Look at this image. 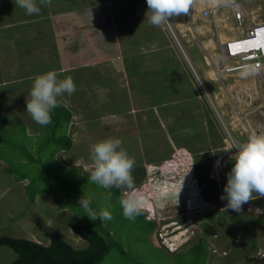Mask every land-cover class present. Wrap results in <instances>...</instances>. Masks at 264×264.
<instances>
[{
    "label": "rangeland",
    "instance_id": "obj_1",
    "mask_svg": "<svg viewBox=\"0 0 264 264\" xmlns=\"http://www.w3.org/2000/svg\"><path fill=\"white\" fill-rule=\"evenodd\" d=\"M8 8L6 11H14V14L26 12L14 2L8 4ZM87 8L95 7L90 4ZM246 9L264 18L263 0L251 2ZM184 37L182 39V36H179V42L189 52ZM107 40L105 34L93 30L84 35L82 43L79 42L75 46L71 43L65 44V51L60 60L51 58L49 64L42 65L41 62L32 66V70L45 72L57 71L63 66L65 68L63 71H57L59 79L71 76L76 84V91L71 95L65 93L57 98L58 106L51 113L52 123L47 126L39 125L26 111V100L30 99L29 87L19 88L18 90H22L19 92L20 96L15 100L10 99L5 104L3 109L6 111L2 112L0 109V160L3 162L0 165L5 164L2 169L4 178L10 176L14 180H21L26 177L28 182L23 189L33 206L36 204L37 196L42 197L44 194L51 196L48 199L54 200L57 211L54 206L42 212L44 216L51 217V226L48 230L74 248L85 247L87 242L71 230V224H92L110 245L109 251L97 264H264V206L250 205L254 202L262 205V201L260 199L250 201L237 213L231 209L225 210L227 201L221 199L227 173L230 171L218 164L225 146L222 135L224 131L231 129L230 131L238 136L241 142H245L249 137L244 127L235 126L236 116L230 124L226 123V120L232 118L231 110L236 100V96L229 92V86L224 85L226 82H222L221 76L216 79L209 77L213 69L207 63L205 73L208 70L209 76H205L204 73L201 75L199 70L196 73L202 80L201 84L212 85V91L206 88L205 93L195 80L198 91L193 98L192 115L197 118L189 116V113L183 116L182 120L187 121L180 125L182 131L186 130L184 136L178 138L173 136L172 120L173 111L177 110V99L171 96L160 101L161 97L178 94L176 82L175 87L165 92L163 96L151 94L148 99L150 104H156L160 110L163 108L159 103H164L163 107L166 110L163 114L166 119L164 127H160V132L164 133L163 137L147 131L142 134V127L148 126L146 121L153 124L156 118L149 107L145 108L144 117H139V120L130 114L132 113L130 111L134 110V96L139 90H136L134 85L140 84V81L135 82L127 77L130 73L128 75L126 73L125 78L113 76L118 69L98 60L97 52L102 51L101 55L107 53V50L103 49L109 47V42L103 44ZM174 44L180 52L175 42ZM98 47L99 49H95ZM191 50L194 62L198 59V55L196 57L195 54L197 50L193 48ZM182 60L186 62L183 55ZM91 63L94 65L90 66ZM170 65L172 67L169 70H173L175 80L177 77L175 68L178 65L175 60ZM108 67L113 69L112 73ZM119 68L120 70L122 68V71L128 69L126 65ZM143 70L147 72V67L139 65V71ZM240 72L243 74L242 71H235L222 72V75H227V82L231 83L234 79L239 81L243 78L240 77ZM160 75L163 76L161 82L165 86L173 79L163 71L158 74ZM140 76L143 78L147 74ZM245 77L247 76L244 75V79L240 80L242 84L235 88V92L240 90L238 97L242 100L241 108L250 129L254 134H264V91L260 92V97L253 99L254 105H261L251 111L250 106H245V100H250L248 96L254 95L255 90L249 89ZM117 81H121V87L126 92L116 87ZM30 83L33 81L22 82L23 86H31ZM79 83L80 89L77 88ZM17 86L18 83L6 85L4 92L17 91ZM155 89L157 88L153 91ZM242 89L246 94H241ZM96 92H99L100 104L96 98L94 99ZM215 94L219 95L223 104L214 99ZM103 95L111 97L102 99ZM132 95L134 96L131 97ZM129 100L132 104L128 109L126 105ZM182 101L188 102L185 98ZM122 104H126L124 109L129 112L107 114L106 111L117 110ZM225 111L229 112V117L224 114ZM211 115L218 117L220 115L223 120L220 122L221 125L226 126L224 131L220 125L215 127L214 122V125L209 122L208 117ZM121 122L122 128L113 127L114 123ZM212 125L215 131L211 129ZM109 137L122 138L123 148L129 156L135 158L136 164L132 174L134 179L139 178L140 181L130 190L126 187L103 188L90 180V173L95 165L85 162L94 161L92 146ZM207 140H213L212 146ZM197 149L200 151L194 153L193 151ZM78 156H82L85 161L79 160L74 166L71 163L72 159ZM226 165L231 169V159L226 161ZM132 195L139 196L144 203L141 205L140 214L128 219L123 215L120 201ZM81 196L84 198L91 196L93 209L97 213L107 209L111 211L113 219L90 220L78 206V199ZM5 199L8 201L10 197ZM15 199L11 200L12 204L16 203ZM40 203L44 201L41 199ZM26 205L28 206L22 196L20 210H24ZM223 214L226 217L220 223L219 217ZM68 229L76 234L75 237L80 243L70 240V235L66 233ZM206 233L208 234L205 235ZM3 247L14 255L13 258H17V254L11 248ZM3 263L8 264V258H5Z\"/></svg>",
    "mask_w": 264,
    "mask_h": 264
},
{
    "label": "crops",
    "instance_id": "obj_2",
    "mask_svg": "<svg viewBox=\"0 0 264 264\" xmlns=\"http://www.w3.org/2000/svg\"><path fill=\"white\" fill-rule=\"evenodd\" d=\"M141 1L142 0H51L50 4H40L41 12L39 14L28 15L26 12L19 14H14V11L7 12L6 10L9 9L8 4L13 2V0H0V109L2 112L6 111V109L3 108L10 99L13 100L14 98L15 100L20 96L19 92L22 90H18L19 88L32 87V83H30L31 86H23L24 84H22V82L33 81L38 75L46 73L45 70H32L34 64L41 62H43L41 63L42 65L49 64L48 61L51 60V58L60 60L61 55H63L65 51V44L71 43L75 46L79 44V42L82 43L84 41V35L94 30L107 36L108 40L103 44L109 42V47L103 48L107 50L105 55H101L102 51L101 53H96L99 55L98 60L110 66H115L116 69H118L113 73V76L120 78L124 76L125 78L126 73L127 75L130 73L127 77H130V79L135 82L140 81V84L134 85L136 90L139 89L137 90V95L131 96H134V110L130 112L135 114H130L136 116L139 120V117H144L143 111H145V108L147 109V107H149L151 111L153 110L152 115L156 118L153 124H150L148 120L146 121L148 126L145 128L142 127V134L144 131H147L155 135L160 134L163 137L164 133L160 132V127H164V120L166 119L164 118L166 116L163 114L166 110L163 107L164 103H159L163 108L160 110L156 104H150L148 99L151 94L154 96H163L166 94L165 92L175 87L174 82L178 83V94H174L175 96L170 95L161 97L160 101L171 96L177 99V110L173 111L174 117L172 120V124L174 125L173 136L175 138H178V136L183 137L186 130L182 131L183 128H181V123L187 121H183L182 119L186 113H189V116H193L194 106L192 105L193 98L198 91L197 83L193 79V73L189 69L187 62L182 60V55L177 50L174 40L166 28L163 27V25L154 26L145 22L147 4L141 7ZM227 1L229 0H191L190 11L186 15L181 14L179 16H173L172 23L170 22L173 32L178 38L182 36L183 39V36H185V44L189 46V52L184 48L189 57L188 59L194 67L195 72L199 70L201 75L204 73L205 76H209L210 72H208V70H206L205 73L207 63L216 69H221L231 63L230 59L223 60V58L220 57L218 52L220 50L219 46L222 43L237 39L240 36L239 26L226 7L219 4L220 6L218 9L214 8L215 4L225 3ZM90 4L95 8H87ZM248 4L242 6L244 25L249 26L254 22L262 23L264 18L258 16L254 11L246 9ZM70 5L72 6L71 8ZM79 7L81 9H79ZM209 10H211V14L207 13V15H205L204 12H209ZM169 21H171V19ZM85 24H87V26H85ZM74 31H76V33ZM245 44L246 42L243 41V46ZM130 48L131 52H129ZM191 48L197 50L195 54L196 57L198 55V59L194 62L190 54L192 51ZM95 49H99V47ZM120 50L122 52H119ZM118 53L120 54L118 55ZM173 60H175L178 65V67L175 68V73L177 74L175 80L173 70H169L172 67L170 64ZM87 64L88 62L86 65ZM142 64L147 67V72H144V70L139 71V65ZM93 65V63L90 64V66ZM125 65L128 67L127 71L124 69L122 71V68L120 70L119 67H124ZM108 68L109 72L111 71L112 73L113 69L111 70V67ZM64 69L63 66H60L57 71L61 72ZM124 71L125 73L122 74ZM162 71L165 72V75L173 78L167 86L161 82L163 74L158 76ZM243 72L244 71H242V73ZM212 73L214 72L211 70L209 76L211 79L214 78V74L212 75ZM141 74H147V76L141 78ZM239 75L241 78L243 77L240 80H243L244 74L240 72ZM179 76L180 79H178ZM246 76L245 79H247L249 83L248 87L256 88L255 79H251V71H249ZM227 77V75H221V80L223 83L224 81L226 82L224 85L229 86V92L231 91L230 93L233 96L235 88H238L242 82H240V80L238 81V79H234V82L231 81V83H229L227 82ZM117 82L116 87H120L121 90H123L120 83L121 81ZM207 82L209 81L207 80ZM15 83H18L17 91L9 90V92H4L6 90V85ZM80 84L81 83L77 84L78 89L81 88V86H79ZM237 84L238 86H236ZM146 86L147 88H145ZM154 88L157 89L153 91ZM205 88L212 91L211 84H206ZM258 91L259 94L264 91V81L262 85L258 86ZM108 97L111 96L108 95L105 97L103 95L102 99H107ZM258 97L260 96L258 95ZM95 98L100 104L99 92H96L94 99ZM183 98L187 99L188 102L184 103L185 101H182ZM219 98V95H214V99L223 104V100ZM117 100H119V98ZM127 103L128 105L122 104V106L118 107V109L122 111L115 109L106 112L110 115H115L116 112H129V110L124 109V106L126 105L129 109V105L132 104V101L129 100ZM217 104L219 105L220 103ZM193 118L197 117L193 116ZM208 118L209 122H214L211 116ZM144 119H146V117ZM213 125L211 129L215 131L217 125L215 124V127H213ZM113 127L122 128V122L114 123ZM207 142L212 146L213 140H207ZM216 145H218L217 142ZM195 151L193 152L197 153L200 150L197 149ZM79 160L85 161L82 159V156H78L73 158L71 163L75 166ZM87 161L89 162L85 163H94L92 160ZM1 162L0 160V163ZM4 166L5 164L3 166L0 165V236L8 235L15 238L32 240L42 245H48L50 236L53 234L48 230L49 226H51V217L44 216L42 212L46 208L54 206L57 211L54 200L48 199V197L51 196H46L44 194L42 197H36V204L33 206V204L29 203L23 189V186L25 184L27 185L28 179L25 177L21 180H14L10 176L4 178L2 174ZM134 180L135 183L140 181L139 178ZM22 196L28 204L24 210H20L19 208ZM7 197H10V200L7 201L5 199ZM14 198H16V203L12 204L11 200H14ZM41 199L44 203H40ZM258 199L262 201V205L256 202H254L253 205L259 207L264 206V198ZM66 233L70 235V240L80 243L75 237L76 234L71 233V230L68 229ZM81 242H83V240ZM13 256L14 255L8 252L3 246H0V264H4L3 260L5 258H8V264H12L15 259Z\"/></svg>",
    "mask_w": 264,
    "mask_h": 264
},
{
    "label": "clouds",
    "instance_id": "obj_3",
    "mask_svg": "<svg viewBox=\"0 0 264 264\" xmlns=\"http://www.w3.org/2000/svg\"><path fill=\"white\" fill-rule=\"evenodd\" d=\"M253 1L257 0H251L248 3H251ZM13 2L17 7L24 9L28 15H32L39 14L41 12L40 4H50L51 0H39V2L38 0H13ZM227 2L218 3L214 8L218 9V7L221 5L223 7H226L230 11V9L226 6ZM248 3H243L242 6L247 5ZM146 4L147 10L145 13V22L150 23L154 26H160L168 22L173 16H179L181 14L186 15L190 11L191 0H142L140 6L143 7ZM230 14L232 15L231 11ZM234 20L236 19L234 18ZM170 22L172 23V20ZM246 27L249 28V26ZM168 33L174 40L172 34L170 32ZM256 34L257 33L254 32V37L256 36ZM245 36V34H242L240 32V36L235 40L241 39ZM177 39L179 41L178 37ZM229 42L220 44V50L218 49L220 57L222 54L221 47H223V49H225L227 53L231 51V48L233 46H229ZM175 43L184 56L188 66L190 67V70L193 73V79L198 81V84L206 93V88L203 83L201 84L202 80L198 77V74L195 72L194 67L190 63L183 45L180 42L179 44H177V42ZM255 47L256 46L249 45L246 49L254 50ZM258 48L260 50V53H263V57L260 58V61L262 63V70L264 71V51L262 49V46H259ZM230 64H232V60ZM212 69L215 79L218 76L222 75L223 67L221 69L212 67ZM239 71H244L243 74L247 75L249 71H251V69L250 67H246L244 70ZM252 78H254L253 74L251 79ZM249 89L252 88L249 87ZM75 91L76 84L71 76L65 77L64 79H59V74L57 73V71L49 70L46 73L38 75L33 80L30 91V99L26 100V111L39 125L47 126L52 123L51 113L52 110L58 106L57 98L63 96L65 93L71 95ZM254 98L258 97L254 96L253 99ZM231 111L232 118H230V120H226V123L228 124H230V121L234 120L235 116L233 109ZM228 113V111H225L224 114L229 117ZM211 116L214 120V123L216 125H220V127H222L224 131L223 125H221L220 123L223 121L220 115L219 117L218 115ZM236 123L238 124L236 125ZM235 126L243 127L241 123L238 122V119L235 121ZM228 130L231 134H233L230 131L231 129ZM247 134L249 137L245 142L234 143L230 147V149H235V152L233 153L234 157L231 159L232 166L230 171L227 173L226 184L223 187V194L221 195V199L227 201L224 209H231L237 213L241 212L242 206L247 204L248 202L264 197V134L257 133L251 136L248 132ZM225 135L226 133L224 131L222 135L223 140ZM234 137L239 140L238 136L234 135ZM92 155L95 167L90 173L91 182L98 184L103 188L126 187L127 189H132L134 187L135 180L132 172L136 161L135 158L129 156L127 151L123 148L122 138L109 137L95 143L92 146ZM143 203L144 201L139 196L135 195L121 199L120 204L124 217L128 219L135 218V216L140 214L141 205ZM78 206L83 209L84 213H86V216L90 220L95 221L99 218L100 220L109 221L113 219L111 211L104 209L97 213L93 209L91 196L87 198L81 196L78 199Z\"/></svg>",
    "mask_w": 264,
    "mask_h": 264
},
{
    "label": "trees",
    "instance_id": "obj_4",
    "mask_svg": "<svg viewBox=\"0 0 264 264\" xmlns=\"http://www.w3.org/2000/svg\"><path fill=\"white\" fill-rule=\"evenodd\" d=\"M225 217L224 214L220 215V223L224 221ZM71 230L87 242L85 247L74 248L55 234H51L48 245L24 238L2 235L0 236V246H7L17 254V258L12 264H97L109 251L108 241L94 229L92 224L73 223Z\"/></svg>",
    "mask_w": 264,
    "mask_h": 264
},
{
    "label": "built area",
    "instance_id": "obj_5",
    "mask_svg": "<svg viewBox=\"0 0 264 264\" xmlns=\"http://www.w3.org/2000/svg\"><path fill=\"white\" fill-rule=\"evenodd\" d=\"M249 1L251 0H230L226 3V6L232 12L233 17L237 20L240 32L242 34H245L246 36L241 39L229 42L228 43L229 46H233L231 48V51H229V53H227V51L223 49V47H221V53H222L221 58H223V60L230 59L233 61L232 64L226 67L224 66L222 70L223 72L229 73V72L244 70L246 67H250L254 79L257 82H261L264 77V73L261 67L262 63L260 61V58L263 57V53H260V50L258 47H255L254 50H247L246 47H243V41L254 38V32L258 33V30H260L261 32H264V21L262 23L254 22L252 23V25H249V28L244 25L241 7L243 3H248ZM210 12L211 10H209V12L205 11L204 14L207 15V13H210ZM163 26L168 30V32L172 34L175 42L179 44V41L176 35L174 34L173 29L170 25V21L163 24ZM244 94H246L245 91H244ZM248 97H250V100H245L246 102L245 106L247 107L250 106L251 111H253L257 107L259 108L260 104L259 105L253 104L254 96H252V94H249ZM241 106H242V100L237 96L234 102V105H233L234 114L236 118L238 119V122L241 123V125L245 128V130L251 136L254 134V132L252 129H250L249 125L247 124V121L244 118L243 108H241ZM225 127L226 126L223 125V128ZM225 133H226L224 137L225 146H224V150L222 154L219 157L218 164L222 165L226 170H230L226 165V161L228 159L233 158L234 157L233 153L235 152V149H230V147L234 143H243V142L236 139V137H234V135L231 134L229 130L225 131ZM250 205H253V204H250ZM253 209H254V206H253Z\"/></svg>",
    "mask_w": 264,
    "mask_h": 264
},
{
    "label": "bare ground",
    "instance_id": "obj_6",
    "mask_svg": "<svg viewBox=\"0 0 264 264\" xmlns=\"http://www.w3.org/2000/svg\"><path fill=\"white\" fill-rule=\"evenodd\" d=\"M222 40V39H221ZM253 40V41H252ZM263 41H264V32H261L260 30H258V33L256 34V36L254 37V38H251V39H249V40H245V42H246V44L243 46V47H248L249 45H252V46H256V47H259V46H263V49H264V43H263ZM214 74V73H213ZM262 82V81H261ZM261 82H257L256 80H255V83H256V88H252V87H250V88H252V89H254L255 91H254V95L255 96H257L258 97V95H259V91H257L258 90V86L260 85V83ZM247 87V86H246ZM231 92V91H230ZM239 94H240V90H239V92H235L234 93V95L233 96H239ZM241 94H243L244 95V90L242 89V93ZM217 97V96H216ZM242 97H244V96H242ZM228 98V97H227Z\"/></svg>",
    "mask_w": 264,
    "mask_h": 264
}]
</instances>
